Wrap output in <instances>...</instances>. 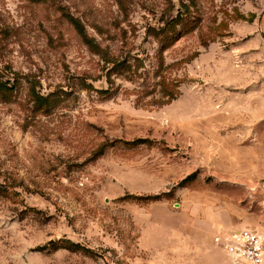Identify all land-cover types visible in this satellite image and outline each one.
<instances>
[{
	"label": "rangeland",
	"instance_id": "374dc122",
	"mask_svg": "<svg viewBox=\"0 0 264 264\" xmlns=\"http://www.w3.org/2000/svg\"><path fill=\"white\" fill-rule=\"evenodd\" d=\"M0 77V264H234L217 229L264 235V0H0Z\"/></svg>",
	"mask_w": 264,
	"mask_h": 264
},
{
	"label": "built area",
	"instance_id": "2783aa9c",
	"mask_svg": "<svg viewBox=\"0 0 264 264\" xmlns=\"http://www.w3.org/2000/svg\"><path fill=\"white\" fill-rule=\"evenodd\" d=\"M213 242L234 264H264V235L257 228H219Z\"/></svg>",
	"mask_w": 264,
	"mask_h": 264
},
{
	"label": "trees",
	"instance_id": "16d2710c",
	"mask_svg": "<svg viewBox=\"0 0 264 264\" xmlns=\"http://www.w3.org/2000/svg\"><path fill=\"white\" fill-rule=\"evenodd\" d=\"M70 22L72 23V25L74 26V28L76 29L78 34L85 39V41L88 45L91 46L92 45V39L87 35L86 30H85L83 24L80 22V20H78L74 17H70ZM85 85H87V84H85ZM14 88H15V86L9 80H3L0 77V94H2V95L7 94L8 95L9 93H11L13 91ZM104 93L109 94L110 91L107 90ZM31 94L34 97V100L42 106H43V103L48 100V97H44L41 94H37L34 89L31 90ZM173 98H174V95H172L170 97V100H172ZM170 100H168L164 103H168Z\"/></svg>",
	"mask_w": 264,
	"mask_h": 264
}]
</instances>
